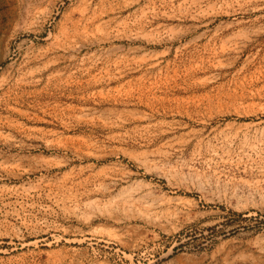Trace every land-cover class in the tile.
Segmentation results:
<instances>
[{"label":"rangeland","instance_id":"1","mask_svg":"<svg viewBox=\"0 0 264 264\" xmlns=\"http://www.w3.org/2000/svg\"><path fill=\"white\" fill-rule=\"evenodd\" d=\"M0 264H264V0H0Z\"/></svg>","mask_w":264,"mask_h":264}]
</instances>
